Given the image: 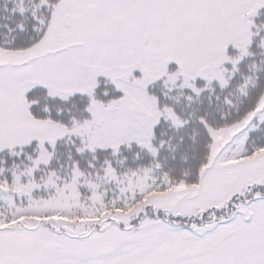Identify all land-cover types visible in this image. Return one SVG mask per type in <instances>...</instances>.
Wrapping results in <instances>:
<instances>
[{"label": "snow or ice", "instance_id": "6c2138e0", "mask_svg": "<svg viewBox=\"0 0 264 264\" xmlns=\"http://www.w3.org/2000/svg\"><path fill=\"white\" fill-rule=\"evenodd\" d=\"M0 264H264V0H0Z\"/></svg>", "mask_w": 264, "mask_h": 264}]
</instances>
